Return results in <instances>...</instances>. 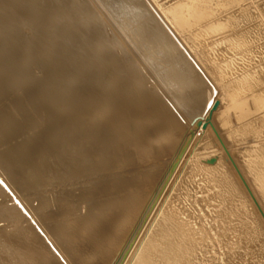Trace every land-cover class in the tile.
<instances>
[{"label":"bare ground","instance_id":"6f19581e","mask_svg":"<svg viewBox=\"0 0 264 264\" xmlns=\"http://www.w3.org/2000/svg\"><path fill=\"white\" fill-rule=\"evenodd\" d=\"M244 1L0 0V196L25 212L0 264H264V1ZM157 179L174 194L130 246Z\"/></svg>","mask_w":264,"mask_h":264},{"label":"rangeland","instance_id":"374dc122","mask_svg":"<svg viewBox=\"0 0 264 264\" xmlns=\"http://www.w3.org/2000/svg\"><path fill=\"white\" fill-rule=\"evenodd\" d=\"M262 1H264V0H260L259 2H256V4L260 3ZM240 5H241V8L246 7V8L249 9V11L251 13L254 12V8L253 7H254L255 3L251 2L250 0L244 1ZM238 8H239V6L234 8V9H238ZM9 39H11V38H9ZM11 42L12 41L9 40V43H11ZM12 61H15V59H13ZM11 64H13L15 66V62L11 63ZM194 125L199 130L201 128V121L200 120L195 121ZM187 142H188V140H186L185 143L183 142V144L185 145ZM197 144L198 143L196 141H194L193 138H190L189 144L187 146L185 145L186 146L185 149L187 148L186 151L191 150L193 148V146H196ZM186 151L184 150V147H183L181 150H178L176 152V154L178 156L176 157V160L174 159L175 161L173 160L174 163L170 164V166L168 167L166 173H170V174L171 173H176L177 167L180 164L181 159L184 158V156L189 158L188 157L189 156L188 152H187V154L184 153ZM187 171H188L189 174H191V172L195 171V168L189 167V169ZM160 175L161 174H158L157 177H159ZM200 178H201L200 176L188 177L186 175L184 177V180L188 184L186 186H184V189H183V191L181 190V192L190 191L193 194H195V192H198L199 189H198L197 185H199V184L202 185L203 184V182L199 180ZM166 181H167V179H166ZM0 185L2 187H4L9 193L11 192L9 190V188L7 187V185L2 181L1 176H0ZM168 189H169L168 186L165 185V182H163V180L157 179L156 182H151L150 183L148 192H149L151 197L149 196V198L145 200V201H147L146 205H143L142 207H138L137 208L136 216L138 215V217H137L136 221L132 225L134 228H132L133 230L131 229L130 232L126 234V236L128 237L127 241L131 242L130 246L137 245L138 242H140V240L143 239V234L146 231V229L148 228V224L151 223V220L158 213L159 205L164 203V200H165V197L167 196V194H170V192H171V194H174L173 191H169L168 192ZM215 190H218V189H215ZM212 193H213V191L210 192V194H212ZM3 195H6V196H0V202L3 200V201H6V203L2 207H0V211H7V212H4L3 214H0V218H2V219L4 218V220H5V221H1L0 222V227L1 226H8V227H10V230H15V229L20 227V222H17L18 219L15 218V216H18V217L22 216L21 212L19 210V208L22 209V206H21V204H20L18 199L15 202L10 200V198L7 196L6 192ZM202 196H205V195H202L201 193H197V194H195L194 200L196 198H201ZM173 204H175V203H172V204L170 203V205H173ZM11 209H15L17 212L15 213ZM213 210H215V209H213ZM22 211L24 212L23 209H22ZM206 211H207V209H206ZM7 218H9V219H7ZM217 231H219V229H217ZM124 234L125 233H123L122 235L124 236ZM196 237L198 239H206L205 237H203L201 235H197ZM131 238H132V240H131ZM185 238L188 239L189 237H185ZM164 242H166L168 244H170L171 242L174 243V236L166 237L164 239ZM199 243L203 244L204 241L203 240H199ZM6 250H10V248L6 249ZM239 251L240 250H237L236 246L234 247L233 250H230L231 253H236V252H239ZM256 251H257V254H255V256L251 260H253L255 262V264H260V262H259V261H261L260 253H259V250H256ZM261 251L264 252V250H261ZM194 252H195V254H197L198 258H200L202 256V254H203L202 253L203 250H194ZM145 255H148L147 252L145 253ZM129 256H130V254L121 255V257L119 256L120 258L118 257L117 259H115L112 262V264H128L127 260L129 258ZM149 258H151V257L148 256L147 259H149ZM164 264H171V260L167 258L166 260H164Z\"/></svg>","mask_w":264,"mask_h":264}]
</instances>
